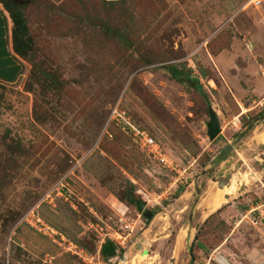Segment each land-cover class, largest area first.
Segmentation results:
<instances>
[{
    "label": "rangeland",
    "instance_id": "374dc122",
    "mask_svg": "<svg viewBox=\"0 0 264 264\" xmlns=\"http://www.w3.org/2000/svg\"><path fill=\"white\" fill-rule=\"evenodd\" d=\"M11 1L31 47L0 83V264H264V0Z\"/></svg>",
    "mask_w": 264,
    "mask_h": 264
},
{
    "label": "trees",
    "instance_id": "16d2710c",
    "mask_svg": "<svg viewBox=\"0 0 264 264\" xmlns=\"http://www.w3.org/2000/svg\"><path fill=\"white\" fill-rule=\"evenodd\" d=\"M0 7L5 12L7 19L9 21V38L11 50L18 55L22 56V52H26L29 47H31L29 39L26 38V24L23 19L21 10L18 9V6L13 3L11 0H0ZM169 73L172 78L178 81H185L190 85L197 86V80L192 76H189L185 72H181L176 68H170ZM126 202L134 203L135 197L129 192L125 196H122ZM98 256L102 260L106 261L109 258L117 256V248L115 244L109 239H104L100 244L97 250Z\"/></svg>",
    "mask_w": 264,
    "mask_h": 264
},
{
    "label": "built area",
    "instance_id": "2783aa9c",
    "mask_svg": "<svg viewBox=\"0 0 264 264\" xmlns=\"http://www.w3.org/2000/svg\"><path fill=\"white\" fill-rule=\"evenodd\" d=\"M251 1L254 6L260 4V0ZM262 71H264V64ZM110 116L120 130L127 135L148 158L169 171H176L174 162L163 152L155 138L148 134L146 130L136 126L122 111L113 109ZM46 196H49V192Z\"/></svg>",
    "mask_w": 264,
    "mask_h": 264
},
{
    "label": "crops",
    "instance_id": "0c3cea01",
    "mask_svg": "<svg viewBox=\"0 0 264 264\" xmlns=\"http://www.w3.org/2000/svg\"><path fill=\"white\" fill-rule=\"evenodd\" d=\"M23 69L22 58L11 50L9 21L0 7V83L12 84L16 82L23 73Z\"/></svg>",
    "mask_w": 264,
    "mask_h": 264
},
{
    "label": "water",
    "instance_id": "95a60500",
    "mask_svg": "<svg viewBox=\"0 0 264 264\" xmlns=\"http://www.w3.org/2000/svg\"><path fill=\"white\" fill-rule=\"evenodd\" d=\"M208 114H209V120L206 124V126H207V137L209 140H212L219 133L220 128L218 125L217 118L215 117L213 112L209 111ZM259 118L262 120V122H264V116H260ZM224 151L225 150H222L221 154ZM134 206H135V209L137 210V212L142 213V215L144 216L145 219H150L153 216L151 210H148L145 208V203L141 199H136L134 202ZM261 222L264 224V215L261 218ZM216 261L219 264H229V262L221 255H218L216 257Z\"/></svg>",
    "mask_w": 264,
    "mask_h": 264
},
{
    "label": "bare ground",
    "instance_id": "6f19581e",
    "mask_svg": "<svg viewBox=\"0 0 264 264\" xmlns=\"http://www.w3.org/2000/svg\"><path fill=\"white\" fill-rule=\"evenodd\" d=\"M229 183L228 186L221 188L220 190L217 191H211L209 190L208 195L205 200V205L209 210L214 209L217 205L223 202L225 194H229L230 189L232 186ZM231 187V188H230Z\"/></svg>",
    "mask_w": 264,
    "mask_h": 264
}]
</instances>
